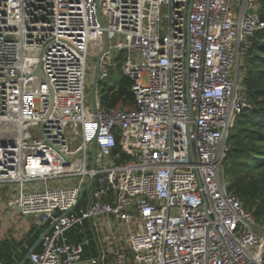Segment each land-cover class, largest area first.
Here are the masks:
<instances>
[{"label":"built area","instance_id":"obj_1","mask_svg":"<svg viewBox=\"0 0 264 264\" xmlns=\"http://www.w3.org/2000/svg\"><path fill=\"white\" fill-rule=\"evenodd\" d=\"M258 8L0 0V189L8 208L46 225L18 264H264V226L222 169L229 130L250 107L239 65L264 30ZM108 67L131 81L132 99L103 109ZM96 219L110 247L86 259L89 240L66 234Z\"/></svg>","mask_w":264,"mask_h":264},{"label":"trees","instance_id":"obj_2","mask_svg":"<svg viewBox=\"0 0 264 264\" xmlns=\"http://www.w3.org/2000/svg\"><path fill=\"white\" fill-rule=\"evenodd\" d=\"M258 14L264 22V0H259ZM249 41L239 70L240 83L250 107L240 113L229 132L222 169L227 191L240 200L259 225L264 226V30L255 32ZM131 84L124 76L112 85L99 82L100 106L108 109L123 97L132 99ZM83 205L84 201L80 200L77 207Z\"/></svg>","mask_w":264,"mask_h":264},{"label":"crops","instance_id":"obj_3","mask_svg":"<svg viewBox=\"0 0 264 264\" xmlns=\"http://www.w3.org/2000/svg\"><path fill=\"white\" fill-rule=\"evenodd\" d=\"M9 191L0 189V264H18L30 252L36 251L40 246V236L46 225L34 217H22L15 210L6 205ZM104 219L86 221L78 231L71 229L67 232L68 240L75 244L82 240H89L85 247L84 258H97L103 248L110 247L105 244V231L102 229ZM95 224H99L95 227ZM80 230L82 234L80 235ZM104 234V235H103ZM109 255V254H108ZM110 256V255H109ZM111 262V257H109Z\"/></svg>","mask_w":264,"mask_h":264},{"label":"water","instance_id":"obj_4","mask_svg":"<svg viewBox=\"0 0 264 264\" xmlns=\"http://www.w3.org/2000/svg\"><path fill=\"white\" fill-rule=\"evenodd\" d=\"M107 44H108V40L105 37L104 38V48L102 52H105L107 49ZM101 58V54L94 57V61H95V66H94V72H93V78H92V83H91V87H90V102H91V107L92 110L95 111V99H96V86H97V78H98V64ZM36 74H39V71H36ZM94 165V145H93V149H92V153H91V162H90V167L92 168ZM93 182V178H90L89 181L87 182V184L84 186V188L82 189L80 195H79V199L85 195L87 196L89 193V189L91 187V184Z\"/></svg>","mask_w":264,"mask_h":264},{"label":"rangeland","instance_id":"obj_5","mask_svg":"<svg viewBox=\"0 0 264 264\" xmlns=\"http://www.w3.org/2000/svg\"><path fill=\"white\" fill-rule=\"evenodd\" d=\"M249 11V10H248ZM90 63V62H89ZM106 64L107 61H105ZM109 68V67H108ZM123 75L120 73L119 68H117L116 70H112L111 68H109V72L108 74L105 76L104 79L101 80V84H107V85H112L116 80H119ZM231 131V129L229 130V132ZM80 228H75L73 230L78 231ZM82 230H80V235L82 234ZM105 234V233H104ZM103 234V235H104ZM263 253H264V249H263Z\"/></svg>","mask_w":264,"mask_h":264}]
</instances>
